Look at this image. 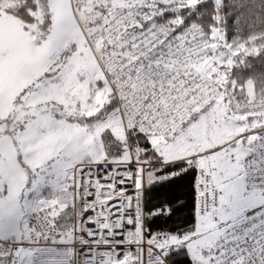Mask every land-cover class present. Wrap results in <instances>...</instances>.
Returning <instances> with one entry per match:
<instances>
[{"label": "snow or ice", "instance_id": "6c2138e0", "mask_svg": "<svg viewBox=\"0 0 264 264\" xmlns=\"http://www.w3.org/2000/svg\"><path fill=\"white\" fill-rule=\"evenodd\" d=\"M199 2L0 0V264H264L260 48Z\"/></svg>", "mask_w": 264, "mask_h": 264}, {"label": "trees", "instance_id": "16d2710c", "mask_svg": "<svg viewBox=\"0 0 264 264\" xmlns=\"http://www.w3.org/2000/svg\"><path fill=\"white\" fill-rule=\"evenodd\" d=\"M176 13H166L168 19L173 18ZM179 15L183 17L184 24L196 22L200 23L206 33L209 34L211 28H218L225 39V42H249L246 46L260 48L256 54L244 55L239 53L234 59L229 80L235 81L238 86L246 85L249 79L253 80L254 91L261 92L264 89V48L259 47L264 43V0H200L192 8L181 9ZM256 37L255 41L251 38ZM239 91V89H238ZM189 210L192 207L191 190L185 192ZM190 222L192 217H187ZM175 223V218L168 221L169 225Z\"/></svg>", "mask_w": 264, "mask_h": 264}, {"label": "clouds", "instance_id": "9594fccd", "mask_svg": "<svg viewBox=\"0 0 264 264\" xmlns=\"http://www.w3.org/2000/svg\"><path fill=\"white\" fill-rule=\"evenodd\" d=\"M259 35H264V33H259ZM259 47L264 48V43H261ZM248 81H251L253 85L252 79H249ZM248 81L246 82V84L248 83ZM261 91L264 92V89H262ZM256 99H257V103L264 102V94H261V92H256Z\"/></svg>", "mask_w": 264, "mask_h": 264}, {"label": "built area", "instance_id": "2783aa9c", "mask_svg": "<svg viewBox=\"0 0 264 264\" xmlns=\"http://www.w3.org/2000/svg\"><path fill=\"white\" fill-rule=\"evenodd\" d=\"M197 25L199 28H200V30L202 31V32H204L205 34H207L206 33V31H205V29H204V27L200 24V23H196V22H192V23H188V24H184L183 25V27L182 28H180V29H178L177 30V34H179V32L180 31H182L184 28H190L192 25ZM237 92H238V94H239V91L237 90ZM147 257H146V252H145V259H146Z\"/></svg>", "mask_w": 264, "mask_h": 264}, {"label": "water", "instance_id": "95a60500", "mask_svg": "<svg viewBox=\"0 0 264 264\" xmlns=\"http://www.w3.org/2000/svg\"><path fill=\"white\" fill-rule=\"evenodd\" d=\"M183 25H184V22H183ZM183 25H182V26H183ZM182 26H181V27H182Z\"/></svg>", "mask_w": 264, "mask_h": 264}]
</instances>
